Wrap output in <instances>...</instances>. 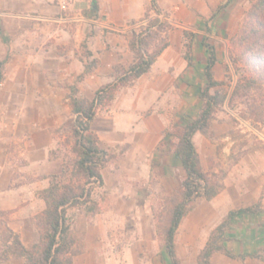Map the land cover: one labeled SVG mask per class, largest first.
<instances>
[{"label": "crops", "instance_id": "obj_1", "mask_svg": "<svg viewBox=\"0 0 264 264\" xmlns=\"http://www.w3.org/2000/svg\"><path fill=\"white\" fill-rule=\"evenodd\" d=\"M227 1L155 0L157 13L152 10V0H74L66 10L56 0H0V210L12 211L11 227L24 245L35 242L24 239L23 233L44 208L38 191L47 187L49 175L56 174L50 170L54 162L49 152L59 140L54 130L66 117H72L69 97L91 99L96 90L113 82V66L133 63L129 47L132 29L143 24L146 13L149 17L161 14L174 27L168 34L169 45L149 71L117 92L111 110L98 111L92 122L95 126L98 118L125 116L124 126L135 147L154 158L167 127L176 121L188 122H181L180 115L191 106L184 101L195 99L204 83L207 53L199 60L194 56L185 59L182 30L200 33L207 27L205 36L214 43L215 71L227 52V39L236 35L245 11L254 2ZM94 3L96 9L92 8ZM93 61L96 65L86 74L85 66ZM110 126L119 129L114 121ZM212 126L216 131V125ZM193 142L204 172L210 175L227 165L233 143L218 147L200 133L194 134ZM20 162L28 165L19 169ZM243 162L228 169L218 195L211 200L198 199L180 222L175 250L181 264H195L210 232L227 214L253 205L260 197L264 168L254 170L249 165L244 171ZM161 171L156 190L112 196L115 204L94 216L76 213L73 228L83 239L73 264H171L156 232L154 212L159 208L157 202L175 189L176 181L169 166L163 165ZM18 173L42 174L46 179L34 182L29 189L14 187ZM252 221L251 216H242L230 225L224 245L233 254L250 255L254 243L249 239L264 236L261 227L260 235L255 234L259 227ZM226 259L231 258L217 252L211 264ZM0 264H24V260L9 259Z\"/></svg>", "mask_w": 264, "mask_h": 264}, {"label": "trees", "instance_id": "obj_2", "mask_svg": "<svg viewBox=\"0 0 264 264\" xmlns=\"http://www.w3.org/2000/svg\"><path fill=\"white\" fill-rule=\"evenodd\" d=\"M232 0H228L227 4ZM96 4L92 8L96 9ZM152 10L159 12L152 0ZM149 18L146 13L143 20ZM159 28L170 29L162 23ZM150 38L156 33L149 32ZM183 34H187L184 30ZM148 37V38H149ZM239 51L230 50L229 57L238 78L234 93L240 90L261 89L264 86V0H255L243 16L235 39ZM206 60L203 66L204 83L200 86V97L203 106L199 115L185 124H171L164 132L155 151L161 155L163 165L171 168L176 181V188L171 197L164 203L167 219L164 224L156 220V232L161 237L171 264H181L175 250V234L183 218L195 206L200 198L213 199L223 189L222 179L213 180L204 172L196 147L193 142L195 133L210 136L212 121L217 109L225 103L227 92L222 88L223 81L213 77V66L216 62L214 47L205 40ZM169 45L166 38L149 52L145 47V38L133 34L129 47L133 52V63L128 67L113 66V82L100 87L91 99L70 96L72 118L71 135L74 140L72 151L75 154L70 165H62L58 173L49 175L47 187L41 189L38 197L44 208L33 219L39 236L37 242L24 245L19 235L8 226L4 227L7 235L4 248L0 251V260L21 258L24 264H73V257L80 251L82 235L73 228L68 215L69 209L82 211L85 216L98 214L102 210L103 196L96 200L93 195L96 189H104L102 169L110 161V154L101 146L98 136L91 125L97 111H108L112 108L116 94L122 87L131 86ZM187 59V58H186ZM92 64L85 66V73L91 71ZM3 62H0V82L3 79ZM218 88L213 93L211 89ZM260 110L264 112V95L261 96ZM262 196L251 206L231 210L227 216L210 232L204 248L199 252L195 264H211L214 253H222L231 259L244 260L245 257L258 259L256 255H235L224 245L226 233L234 220L242 216L262 215ZM9 239V240H7ZM79 247L78 251H74Z\"/></svg>", "mask_w": 264, "mask_h": 264}, {"label": "rangeland", "instance_id": "obj_3", "mask_svg": "<svg viewBox=\"0 0 264 264\" xmlns=\"http://www.w3.org/2000/svg\"><path fill=\"white\" fill-rule=\"evenodd\" d=\"M73 2L74 0H70V5H72ZM250 6L251 5H249V7ZM162 23H165L166 26H171L166 21L158 19L156 16L149 17L144 20L143 24L137 25L132 29L130 39L133 37V34L139 36L140 38H145V41L147 42L145 49L149 52H153L156 47L162 43L164 38L168 40L169 32L174 29L172 26L169 30L164 27L159 28L158 26ZM204 28L205 27L202 28V32L200 33L195 32V30H185L187 32L185 35L182 33L181 49L182 56L185 59H190L194 56L196 60H199L200 57L206 55V47L201 44L202 40H205V42L214 46V43L211 40L212 38L210 36H205V34L209 33L207 27L205 29ZM149 32L156 33V35L152 36L153 39L149 37ZM236 36L237 33L227 39V52L224 54V58L220 61V67L215 69V71L213 69V77L219 78V81H223L225 84L222 88L227 92V99L225 103L217 109L214 115L212 125L213 123L216 125V131L212 129L213 126L211 125L210 136L203 135L209 142L217 143L218 147L224 143H233L228 156L227 165L218 172L210 174L212 179L217 181H220L222 176L225 177L227 175L228 169H231L232 164L239 161H244L242 165L244 171L248 170L249 165L253 166L254 170L264 168V112L260 110V106H262L261 96L264 95V86L261 89L240 90L238 93L233 92L237 82L238 73L236 74L235 72L234 65L229 57V52L231 50L234 54H237L239 51V48L235 43ZM214 39L215 38H213V40ZM217 89L218 88H213L210 92L213 93ZM195 96V99H191L189 102L187 100L184 101L182 98V103L187 102L191 104V106L189 110V107L187 106L186 111L180 115L182 117L181 122H187L199 115L203 106V100L200 97V90L196 91ZM98 111L101 112L104 110ZM104 117L98 118L99 120H97L95 126L91 125L92 131L101 141V146L111 156L110 161L101 171L104 179V189H96L93 195L96 200L103 196L102 210L99 213L107 211L115 204L112 196L119 197L123 194H131V192L137 191L142 192L147 189L156 190L159 183L158 177L161 175L163 167V163L161 162L162 158L158 152L154 150L153 158L152 155L148 154V152L135 147L129 130L124 126L126 124L125 116L117 114L116 116ZM71 118L72 117H66L63 123L54 130L59 140L57 145L50 150L49 155L50 161L54 162V168L51 167L50 170L52 171L54 169L55 173L59 171V166L64 164L70 165L75 158V154L72 151L74 140L71 135V125L69 124V120H71ZM101 119H103V121ZM110 121H114L118 124L119 129L116 131L113 130L110 126ZM174 123L182 125L180 121L172 122L171 124ZM154 160H156L157 163H153ZM27 165L28 164L26 162H20L19 169L25 168ZM16 176L17 177L13 182L14 187L24 186V188L27 189L31 188L34 182L39 183L41 179H46V175L37 173H31L30 175H22V173H18ZM4 187L3 183L2 188L4 189ZM173 191L170 195L165 196L157 202L159 208L156 212H154L155 222L156 220L160 224H164L166 222L167 212L165 211L164 203L167 198L172 196ZM260 196H262L261 204L262 209L264 210V182ZM121 199L122 198L120 197L119 200ZM127 199H129V197ZM38 210L39 209H37V211ZM78 211L79 210L76 209H69L67 212L73 224L75 221V215ZM11 212L12 211L0 210V251L4 248L7 238V235L4 232V227L6 225L13 232L19 235L16 229L11 227ZM35 216L32 218L31 227L29 229H25L23 234L24 239L37 242L39 234L33 224ZM251 217L254 226L259 227L255 233L259 236L260 227L264 228V213L262 215H258V217H256V215ZM255 239L256 238L249 239V243H254V246L251 248L250 255H256L260 258L255 259L249 257L246 263L240 259H226L225 261H217L215 264H264V236H261L260 238L258 237V240ZM228 242L231 244L232 240L228 239ZM261 242L263 243L259 245ZM30 244L33 243L26 244V246ZM78 249L79 247H76L74 251H78Z\"/></svg>", "mask_w": 264, "mask_h": 264}, {"label": "built area", "instance_id": "obj_4", "mask_svg": "<svg viewBox=\"0 0 264 264\" xmlns=\"http://www.w3.org/2000/svg\"><path fill=\"white\" fill-rule=\"evenodd\" d=\"M56 1L58 3L59 7L61 9H63V10H66L69 7V5H70V0H56ZM155 16L157 18H159V19H162V15L161 14H159V16H158V14L155 15Z\"/></svg>", "mask_w": 264, "mask_h": 264}]
</instances>
